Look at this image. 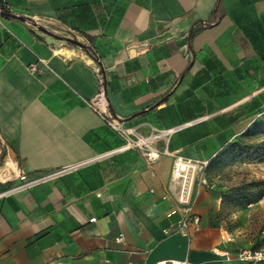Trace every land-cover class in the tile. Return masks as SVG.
<instances>
[{
  "label": "crops",
  "instance_id": "crops-1",
  "mask_svg": "<svg viewBox=\"0 0 264 264\" xmlns=\"http://www.w3.org/2000/svg\"><path fill=\"white\" fill-rule=\"evenodd\" d=\"M1 1L0 170L46 177L0 178V264H238L213 248L264 247V196L223 208L213 166L194 186L199 230L164 232L180 217L172 156L123 147L85 103L102 88L137 136L176 128L151 145L196 159L261 141L264 0Z\"/></svg>",
  "mask_w": 264,
  "mask_h": 264
},
{
  "label": "built area",
  "instance_id": "built-area-1",
  "mask_svg": "<svg viewBox=\"0 0 264 264\" xmlns=\"http://www.w3.org/2000/svg\"><path fill=\"white\" fill-rule=\"evenodd\" d=\"M1 1V0H0ZM4 4L3 1H1ZM1 6V5H0ZM6 6V5H5ZM0 7V15L2 13ZM71 39H77V34L71 30L69 32ZM47 67L46 62L37 57V59L27 66L29 73L37 74L42 73ZM85 103L103 120V122L114 132H116L124 141L123 147L138 148L146 161L154 162L158 160L163 154H170L172 156L171 165V181L175 186V199L178 204L173 208L172 213L180 212L179 219L164 229L166 233H179L185 237H189L192 231H198L200 228V218L192 211L194 186L197 179L205 182L204 172L208 165V159H196L188 156H183L177 152H168L166 147L156 148L151 145L155 140L163 139L165 144L169 140V135L176 130V128H166L163 130H153L146 136H137L134 129L124 126L121 119L114 115L107 107L104 99L103 89L92 98L85 100ZM11 160H5L4 166L1 170L6 173L11 168ZM17 178L22 180L21 187H28L31 184L41 181L44 177H39L30 181L26 180L25 173L19 168H16V173L12 172ZM51 175V174H49ZM47 175V176H49ZM89 222L95 221V217H91ZM116 240H122V235L116 237ZM232 240L229 234L222 237L224 243H228ZM214 253L219 256H224L228 260L234 259L238 264H256L264 262V247H244L238 249L234 254L227 248L215 246L213 248ZM101 264H109L107 260H102ZM156 264H167L165 261H159ZM168 264H186V261H171Z\"/></svg>",
  "mask_w": 264,
  "mask_h": 264
},
{
  "label": "rangeland",
  "instance_id": "rangeland-1",
  "mask_svg": "<svg viewBox=\"0 0 264 264\" xmlns=\"http://www.w3.org/2000/svg\"><path fill=\"white\" fill-rule=\"evenodd\" d=\"M261 134V139L264 140V133ZM213 168L214 171H219L218 179L225 184L227 189L235 188L240 194L246 196L256 194H259L258 198L264 196V155L256 154L255 156L243 160L227 161L220 165H214ZM206 171L207 170H205L204 175H206ZM210 181L212 182L211 179L207 178L206 182L203 183L211 186L212 183H210ZM238 199L239 198H235L230 202L224 203L223 208L234 209L247 204L246 201Z\"/></svg>",
  "mask_w": 264,
  "mask_h": 264
},
{
  "label": "trees",
  "instance_id": "trees-1",
  "mask_svg": "<svg viewBox=\"0 0 264 264\" xmlns=\"http://www.w3.org/2000/svg\"><path fill=\"white\" fill-rule=\"evenodd\" d=\"M0 7L5 13L7 11L6 6L0 1ZM251 129L246 130V136L251 133ZM255 133H264V119L257 121L254 125ZM253 132V133H254ZM256 154L264 155V140L247 143L241 141H233L229 143L227 146L222 148L219 152L215 154L213 158H211L208 162L206 170L214 165H220L227 161H237L249 158L251 156H255ZM259 197V194L256 195H243L240 194L235 188H226L221 191V202L224 204L226 202H230L232 199L239 198L238 200L250 202ZM243 198V199H241Z\"/></svg>",
  "mask_w": 264,
  "mask_h": 264
},
{
  "label": "water",
  "instance_id": "water-1",
  "mask_svg": "<svg viewBox=\"0 0 264 264\" xmlns=\"http://www.w3.org/2000/svg\"><path fill=\"white\" fill-rule=\"evenodd\" d=\"M38 29L42 33L47 34L46 37L48 38V40L55 42L54 36L50 32H47L42 26H38Z\"/></svg>",
  "mask_w": 264,
  "mask_h": 264
},
{
  "label": "bare ground",
  "instance_id": "bare-ground-1",
  "mask_svg": "<svg viewBox=\"0 0 264 264\" xmlns=\"http://www.w3.org/2000/svg\"><path fill=\"white\" fill-rule=\"evenodd\" d=\"M13 171L16 173V168H15V167H13V169H12L11 171L9 170L8 173H6V172L3 173V171L0 170V178H5V177H9V176L14 175V174L12 173Z\"/></svg>",
  "mask_w": 264,
  "mask_h": 264
}]
</instances>
